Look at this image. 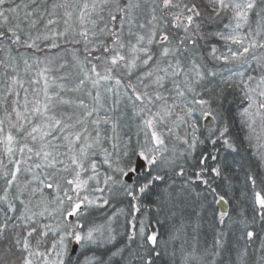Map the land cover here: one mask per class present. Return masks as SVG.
Wrapping results in <instances>:
<instances>
[{
  "label": "snow or ice",
  "instance_id": "snow-or-ice-1",
  "mask_svg": "<svg viewBox=\"0 0 264 264\" xmlns=\"http://www.w3.org/2000/svg\"><path fill=\"white\" fill-rule=\"evenodd\" d=\"M264 4V0H259ZM35 4V0H32ZM203 0H151L150 9L147 13L148 19L145 23L137 25L140 31L133 32L132 25L135 24V13L141 9L140 0H83V3H73L72 0H64L63 3L54 5V8L64 9V24L68 27L64 32L52 31L51 36L33 37L31 32L24 33L21 27V20L28 22L29 27L37 24L36 19H32L37 12V7H31L30 4H24L23 18L20 16V4H15V0H0V53L5 52L7 45L8 55L5 59H0V67L8 69L11 65V49L15 47L17 51L20 48L30 49L33 52H42L40 41H50L46 44V49H56L60 45L58 39L65 38L71 25L69 21L73 19L74 11L78 12L77 19L79 21V30L72 35V43L83 44L84 61L82 66L87 69L84 78L79 79L75 90L79 91L86 85L87 81H91L93 88L97 87L102 81H113L119 86L121 80L115 78L113 73L121 67L125 68L129 74H132L137 68L143 66L144 74L140 77V83L143 85L144 91H139L130 83L128 88L131 91L129 99L133 104L140 106V113H147L148 118L142 115V122L146 130L145 135L149 137L145 146L138 152V160L135 165L124 164L118 165L115 172L119 173V177L113 179L108 176L104 183L107 185L109 181L113 184L118 183L124 194L131 201H138L140 196L150 191L157 182L165 180L164 168L167 166H175V161L162 160L157 157L160 146L164 144L161 133L157 130L156 125L159 122H167L171 120L177 127L185 126V135L183 137L176 134V138L186 145V152L191 155L199 145L210 144L212 150L219 151L217 145H221L225 151L239 152V147L231 137L230 129L226 124L220 123L222 113L225 111V104L229 103L228 95L225 91L217 92L213 86L217 73L212 70H205L204 66L199 63L195 57V50L203 47L201 40L206 38L202 33V24L205 21V7L202 6ZM215 17H220L221 13L231 10L234 13L233 19L236 21L233 34L224 36L222 33H216L221 39L231 41V43L239 45L238 50L233 51L229 48L228 54L217 55V48L211 47L209 53L214 60H222L225 63L239 62L241 67L248 64V55L253 54V58L257 60V67L260 68L262 74L258 80L252 75H247L245 79V71L234 73L238 75L240 80L237 84L243 91V100L247 102V106L243 107L240 115L245 119L248 127L255 130L253 125L256 124V117L264 122V57H256L254 51L257 48L264 49V42H258L255 38L244 43L245 38H241L235 31L242 26L241 22L246 23L249 13L254 11L258 6V0H208ZM31 8V10H29ZM264 13V8L260 9L257 15ZM53 15V13H49ZM212 19V17H208ZM13 21H16L13 23ZM55 19H48L47 25H55ZM90 25V26H89ZM101 25H103L101 27ZM128 29V35L135 37V43L131 39H125V28ZM225 27H228L225 25ZM22 33H24L22 35ZM256 36L260 32L255 33ZM192 51V55L188 53ZM48 57L45 54V60ZM79 62V57L76 58ZM39 61H37L38 63ZM50 62V61H49ZM25 65L31 68L28 60H24ZM63 67V65H61ZM252 68L251 65H248ZM102 69V71H101ZM255 71V69H252ZM49 71L47 67L43 68L38 76L43 80V99H39V92L33 89L34 99L29 101L27 95L24 100V111L18 110L19 92L15 91L17 84L23 88V83L16 76H5L10 83L7 84L5 99L15 96L16 99L11 101V111L6 113V118L11 123L12 116L15 114L17 123L13 125L18 131H24L25 136L33 142L39 141V149L35 151V155L47 161L48 167H55L57 164H64L63 160L57 159L52 152L46 151L51 141L48 139H56V132L66 133L63 139L68 142L69 151L73 154L69 157L71 165L74 166L73 179L67 180L69 189L64 191V198L57 196V202L61 209V215L64 216L65 226L56 230L58 239H52L50 246L41 252L38 249L32 250V240H36V244L41 243L40 238L49 237L53 229L47 225H41L35 219L37 215L44 217L48 212L45 206L39 213L33 211L29 206L31 197L38 191L42 193V189L32 188L28 191L31 181L26 183L18 194L10 199V190L16 184L18 176L21 172V164L23 159H12L14 149L13 144L15 137L9 132L3 141L5 144V153L10 157L11 168L7 165L0 178L5 182V187L0 190V264H33L31 257L39 256L42 264H113L115 257H120L122 264H157L161 257L160 241L158 234L154 231L146 234V229L141 224L137 232L134 217L128 222L130 231L124 233L126 242L123 246L117 247V233H115L111 224L107 227L104 225L88 227L82 223H73L70 218H79L87 206L93 205L96 201L89 199L87 195L81 196L80 189L86 184L87 180L81 178V171L87 172L90 168L93 175L88 179H96L97 164L89 158L88 150L93 147L87 143L88 137L83 136L80 131L67 132L69 128H74V124L66 123L63 119L57 118L52 113L53 100L59 99L60 103L71 104L72 101L64 100L59 93H50L49 80L46 73ZM180 77H183V87L180 85ZM63 79V78H61ZM145 80L148 81L145 83ZM233 77L229 76L222 83H226L231 88ZM166 81H171L175 85L176 96L181 98L180 102L173 98L169 103V98L165 97L161 89L165 88ZM255 81V87L252 83ZM32 84H39V79L30 81ZM62 87V86H61ZM154 89L149 92L148 89ZM112 91V88H108ZM27 89L25 92L27 93ZM92 95V92H88ZM191 96V99H187ZM97 101L100 93L97 91L94 97ZM32 107L29 109V104ZM78 106L84 109L83 117L76 121L77 124L84 125L88 118L92 117L96 109H89L83 99L78 100ZM148 105L157 107L158 110L153 112ZM255 108L253 112L252 109ZM179 109V111H177ZM71 119V117H69ZM39 120V123L34 121ZM207 123V127L202 130L200 121ZM24 121V123H21ZM105 123L108 121L105 120ZM212 122H216L213 124ZM4 121L0 120V125ZM25 123L30 128L25 130ZM94 124H99V120H94ZM115 131V127L113 128ZM169 133L173 132L172 128L168 129ZM0 132L3 128L0 127ZM83 132H87V128H83ZM78 149L72 146L79 144ZM100 132L97 130L96 143H99ZM259 141V137H257ZM264 147V145H261ZM25 148L28 153H33V148L27 145L20 147L17 151L21 157L24 156ZM127 155V153H125ZM51 157V159H49ZM210 153L205 150L201 152L199 157L193 156L196 163L193 165L192 175L197 181L208 187L214 197V203L217 205H226L228 203L225 195L220 194L215 187H212L205 174L211 172L215 176H220L222 169L220 166L207 167V160ZM212 160H217V156H211ZM259 158L264 160V152L259 153ZM28 159H31L29 156ZM87 162V163H86ZM2 163V162H0ZM105 164L111 168V160L105 150ZM37 169L40 164H36ZM196 169H199L198 171ZM64 171H68L65 167ZM163 173V174H162ZM180 176L186 175V170L180 167V171L176 173ZM246 181L251 187V201L258 210L259 220L264 222V176L249 172L246 175ZM98 182V181H97ZM39 185L47 189L54 187L59 190V185L52 181L45 183L40 180ZM74 186V187H72ZM97 192H103L104 189L97 187ZM73 194H69V193ZM27 196V201L23 198ZM19 201V204L16 203ZM65 201L68 208L64 209ZM103 204H108L107 199H103ZM102 206V205H97ZM133 212L139 211L136 203L131 205ZM229 215L227 210L219 213V223L223 224L225 218ZM255 223L249 221L245 216L241 215L239 224L244 228L242 239H245V245L239 249L236 254L237 264H248V245L253 242L258 233L254 230H248L249 224ZM264 226V225H262ZM180 230H186L185 225H181ZM139 237V241H138ZM75 243L80 249L71 247ZM112 245L115 250L109 248ZM135 245V247H133ZM94 246V247H90ZM139 249H143L140 251ZM222 241L217 238L211 248L205 249L203 253H199L197 249H193L183 257L182 264H217V257L221 254ZM261 249H264V242L261 243ZM91 252L92 255H88ZM26 253V255H25ZM99 253V254H97ZM260 264H264V255L260 257Z\"/></svg>",
  "mask_w": 264,
  "mask_h": 264
},
{
  "label": "trees",
  "instance_id": "trees-1",
  "mask_svg": "<svg viewBox=\"0 0 264 264\" xmlns=\"http://www.w3.org/2000/svg\"><path fill=\"white\" fill-rule=\"evenodd\" d=\"M50 3L51 2L47 0L44 2L41 1V3L39 1V3L36 2L35 4L31 5V7L38 8V12L34 16V19L37 18V24L34 27H29L28 22L21 20V27L24 30V33L30 31L31 35H39L41 33L45 34L46 32H48V30H50L48 27H46L48 19H54V16L49 17V13L51 11ZM15 4L21 5L20 16L21 18H23V5L29 4V2L27 0H15ZM203 4H206V0H203ZM261 8H264V4H261L258 0L257 8L249 13L246 26L249 27L250 31L254 34L259 31L261 33V36H264V13L257 15V13L260 12ZM29 10H31V8ZM222 14V22H229L230 19L234 17V13L231 10L223 12ZM222 22L219 23L221 26L223 25ZM13 23H15V21H13ZM24 33H22V35ZM209 39H214L216 41L221 40L219 36L214 37V35ZM71 40L72 39H64V41L58 42V44L60 45L59 48L50 50L46 49L45 47L47 43H50V41L42 42L41 48L45 49V51H42L40 53H45L47 54L48 59L54 60L55 57H58L57 55L59 54L56 53L59 51L63 52L62 50H64L67 54L69 52L75 53V55H77L80 60L81 58L84 59L83 44H75L72 43ZM20 50L27 52L30 51L29 49L26 50L23 48H20L17 51L15 47H12L11 57L20 58ZM45 54L43 57H45ZM7 55L8 50L7 45H5V52L0 53V59H5ZM64 60L70 65H73L75 61L74 59L71 60L70 56L64 57ZM9 63L11 66L8 69L0 67V120L4 121V123L0 125V127L3 128V132H0V141H2L3 139L4 129L10 126V123H8L9 121L6 118V113L11 111V101L13 99H16L15 96H11L5 99L7 84L10 83V80H8L5 76V72H7L8 76H16L17 73L16 69L14 68L13 59L10 60ZM21 72L22 73H20V76H22L23 74V86L24 88L28 87V90H30V81L34 79L33 74H30L31 71H28L26 73L24 71ZM76 84L77 83L72 84L73 89L76 88ZM232 85L233 86L229 88L226 83L223 84L219 80L213 81V86L216 88L217 92L223 90L228 95L229 103L225 104V111H223L222 113V120L220 121V123H224L229 127L231 137L239 147V152L225 151L221 145H217L219 151H214L212 150V146L210 144H205L199 145L192 157H190L186 152L185 147L178 145L176 142L167 141V156L169 158L166 159L167 156L165 155V157L161 159L168 161L169 159H171L170 161H175V166L165 167V180L163 182H157L156 186H154L150 191L140 196V200H138V202L141 206L145 207V211H143V213H140L139 211L137 215H134L131 207L133 201H131L130 198L124 194L122 188L118 183L115 184V188L109 187V194L111 192V195H109L111 198V202L109 204L112 203V207L110 210H114V213L116 215V217H114V220L118 229L120 230L121 228H123V234H121V236L117 238V241L115 242V245L117 247L123 246L126 242V235H124V233L126 232V230L129 231L128 222L133 219V217L135 218V220L137 217H139L140 224L142 221L143 226L146 229V234H150L154 231L158 234L161 257L157 261V264H179L178 260L174 261L172 259V254L174 249H176L177 247L178 249L179 247H183V240L177 242L175 241V239L181 238L180 236L184 235L188 237L191 236L196 243L198 242V247H195V249H197L199 253H203L205 249L211 250L214 241L217 238L221 239L222 249L221 254L216 258L217 264H237V251L243 248L246 242L245 239H242L244 228L241 224H239L241 215H243L250 222L255 219V223L249 224L248 230H254L258 233V237L248 245L247 262L248 264H260V257L264 255V249H261V243L264 242V226H262L264 225V222L259 220L258 210L255 208L251 201V187L250 184L246 181V175L251 172L260 176H264V160H261L259 158V153L264 152V147H261L262 134L260 129L257 127H253L255 129L254 131L250 129L247 123H245V119L240 115L243 107H245L246 102L243 100L242 90L236 84L232 83ZM14 87L15 91L19 92V100L23 99L25 95H27H23V93L26 92H23V89L18 88L17 85ZM27 97H29V94L27 95ZM119 106L121 108L118 107L116 110H114L115 112L113 113V115H115V117L116 114L117 116L122 114L127 107L124 103H121V105ZM30 108L31 106L29 105V109ZM109 115H111V113ZM9 129H11L12 132H18V144L21 143L22 145H26L28 141L30 142L29 138L25 136L24 131H18L14 127H10ZM202 130L204 129L202 128ZM128 131L129 129H127L126 132ZM130 137L131 142H129L130 145L128 148L131 156H134L136 149L134 148V145L132 143L133 135H130ZM257 137H259V141L257 140ZM60 139L61 137H59V139L49 138L52 144L58 143ZM53 146H55V144ZM205 150L210 153V157L217 156V160L215 161L209 157V159L207 160V167L211 168L220 166L222 169L220 176H215L211 172H208L205 174V179H207L211 186L215 187L220 194L225 195L228 201L227 204L229 215L225 218L223 224L219 223L218 217L220 212L217 205L214 203V197L212 193L207 186L197 181L192 175L193 165L196 163V161L193 160V156L198 158L200 153L204 152ZM2 151L3 149L1 146L0 162L2 163H0V176H2V173L4 172L3 166L7 162L5 159L6 156ZM28 157L29 156H23L20 158L24 160V163L21 164L20 175L18 176V180L21 182L19 183L17 180L16 184L10 190V199L14 198L18 194L19 190L22 189L24 185L31 180L28 191L30 192L32 188H41L42 193L38 191L36 194H39L40 197H44L43 200H46L54 206H57V196L63 199L64 191L66 189H69V185L66 181L70 179L67 171H64L63 164H57L53 168V170L59 172V174L57 175V177L50 178V176H45V168L41 167L42 169L39 168L36 170H29L30 167L27 164L34 165L37 157L30 156L31 159H28ZM125 160L126 159H123L122 161L124 162ZM180 167H183L186 170L185 176L176 174L180 171ZM27 170L34 171L36 173L35 175L31 173L30 178V176L26 173ZM196 170L198 171L199 169ZM96 172V180L98 179V182H101V180H103V176H108L106 169H104L103 167L98 166ZM40 180L45 181V183H47L48 181H52L54 184H58L59 190L56 189L55 191V187L53 189H47L42 185H39ZM108 186V184L103 185V196H105L104 194H107ZM4 187L5 182L2 178H0V190H2ZM112 188H114L117 193H112ZM2 194V191H0V195ZM109 196L107 195L108 198ZM23 198L26 201L28 199L27 196ZM16 203L19 204V201H16ZM64 205H68L66 201ZM104 210L106 209L99 208V211L101 212ZM96 215V211L92 210L89 213H86V215L82 216L81 222L82 224H84L85 228L88 226V223L92 222L96 218ZM49 216L51 217V213L49 214V212H46L44 217H40L39 215H37L35 219L38 220L41 225H43L45 224V218ZM181 225H185L186 230H180L178 232L177 230L181 229ZM51 236L52 234L50 233L49 237L40 238L41 243L39 245L36 244L35 239L32 240V250H45L44 247L47 246L48 243H50V241L53 239L51 238ZM108 247L112 248V250H115L112 245H108ZM133 247H135V245H133ZM139 250L143 251V249ZM88 255H92V253L89 252ZM182 256H180L179 259H182ZM113 264H122L120 257H115L113 259Z\"/></svg>",
  "mask_w": 264,
  "mask_h": 264
},
{
  "label": "rangeland",
  "instance_id": "rangeland-1",
  "mask_svg": "<svg viewBox=\"0 0 264 264\" xmlns=\"http://www.w3.org/2000/svg\"><path fill=\"white\" fill-rule=\"evenodd\" d=\"M27 1L29 2L30 5H33L32 0H27ZM39 1L41 3V1L44 2L47 0H35V3L36 2L39 3ZM49 2H51L50 3V5H51L50 6L51 7L50 13H53V15H51V16L49 15V17L54 16V19L57 21V23L55 25L48 26V28L50 30H48V32H46L45 34L41 33L39 35H37V34L32 35L33 37H36V36L44 37L46 35L51 36L52 31L64 32L65 28L68 27L64 24V19H65L64 9L54 8V5L61 4L64 2V0H49ZM72 2L79 4V3H83V0H72ZM140 3L142 5V7H141V9L137 10V12L135 13V17H134L135 18V24L132 25L133 32L140 31L138 29L137 25L140 23H145L146 20L148 19L147 13L150 9L151 0H140ZM202 6L205 7V21L202 24V33L205 36L206 41L201 40L200 44L203 45V47L192 50L195 52V57L199 61V63L204 66V69L206 71L212 70V71H215L217 73V76H216L214 81L219 80L220 82H222V81L226 80L229 76H232L233 77L232 83L237 85L240 78L238 75H233V74L238 73L240 71H245V79L247 78V75H252L255 78V80H258L260 75L262 74V72H261L260 68L257 67V60L253 58V54L248 55V58H247L248 64H245L243 67H241V64L239 62L232 61V62L225 63L222 60H214L212 58V56L209 53V49L213 46L216 47L218 50L217 55H220L222 53L228 54L229 48H231L233 51L238 50L240 48L239 45L233 44V43H231V41H226L224 39L223 40L221 39L218 41H216L214 39H209L213 35H214V37H217V35H215L216 33H222L224 36L233 34V30L235 29L236 21L232 18V19H230L229 22H225V21H224L225 23L222 22V20H223V18L221 17V16H223L222 13H221L220 17H218V18L215 17L211 6L208 4V0H206V4H202ZM206 7H207V9H206ZM77 15H78V12L74 11L73 19L69 21V24L71 25V27L69 28V31L67 33L66 38L58 39L57 43L64 41V39H72V35L74 34V32L79 30V21L77 19ZM208 17H212V19H208ZM32 19H34V17H32ZM36 20H37V18H36ZM220 22H222V24H223L222 26L219 24ZM247 22H248V20H247ZM247 22L246 23L241 22L242 23L241 28L235 30L240 35L241 38H245L244 39L245 45H247L248 41L251 40L252 38H255L258 42H264V36H261V33L259 36H256L253 32H251L249 27L246 26ZM46 25H47V23H46ZM203 25H205V26H203ZM225 25H227L228 27H225ZM125 39L126 40L131 39L132 42L135 43V37L128 35L127 27L125 28ZM42 42H49V41L41 40L40 44ZM62 51L63 52L59 51L56 53V54H58V53L59 54L57 55L58 57H55L54 60L47 59V61L45 60V57H43L45 53L33 52V50H30L28 52L23 51V50L19 51L21 53L20 58H14L13 59L14 68L16 69V72H17L16 73L17 79L23 83V74H22V76H20L21 75L20 73H22L21 71H24L25 73L28 71H31L30 74H33V78L40 80L39 84H32L31 83L30 84V90H28V87H25V88H27L28 93H23V95L29 94V97H27V99L29 101H32L34 99L33 89H37L39 92L38 98L41 100L43 99L42 89H43L44 82L42 79H40V77L38 76V73L43 68L47 67L49 69V71L46 73V75H47L48 80H49L50 93H59V96L62 97L64 100L72 101L71 104H64V103H60L59 99H54L53 100L52 113L55 114L57 116V118L63 119L66 123L75 125L74 128H69L67 130V132L80 131L83 133V136L88 137L87 143H90L93 145V147L88 150L89 158L96 162L97 167L100 166V167H103L104 169H106L108 176H112L113 179H116L119 177V173L115 172V169L117 168V166L118 165L123 166L124 164L135 165L136 157H137L136 153H138L145 146L147 140L149 139V137H146L145 132L148 131L149 136H150L151 130H146L144 128V125L142 122V115L144 118H148L147 113L141 114L140 113V106L138 104L134 105L132 100L129 99V97L131 96V91L128 88V85L130 83L132 86L136 87L139 91H144L143 85L140 83V77L143 76L145 68L143 66H141V67L137 68L132 74H129L128 71L123 67L118 69L116 72L113 73V76L115 78H119L121 80V84L119 86L115 85L114 80H113L110 82L109 81H102L97 87L93 88L91 81H87L86 85L83 86L79 91L70 90V89H73L72 84L78 83L79 79L84 78V74L87 71V69L82 66L81 62L84 61L83 58H81V60L79 59V62H78L76 59L77 55H75V53L69 52L68 53L69 55H68L67 53H65L64 50H62ZM192 51H190L188 53L189 56L192 55ZM254 55L256 57H264V49H260V48L255 49ZM66 56H70L71 60H73V59L75 60L74 63L71 61L73 63V65L72 64L70 65L68 62H65L64 57H66ZM25 59L28 60L29 65H32L31 68H28L25 65V63H24ZM63 60H64V62H63ZM37 61H39V62L37 63ZM61 65H63V67H61ZM248 65H251L252 68H249ZM252 69H255V71H253ZM101 71H102V69H101ZM18 73H19V75H18ZM61 78H63V79H61ZM179 79H180V85H181V87H183V77H180ZM76 80H77V82H76ZM147 82L148 81L145 80V83H147ZM165 84H166L165 88L160 90L162 92V94L165 97L169 98V103H171L173 98L177 101V103H179L181 98L176 96L175 85L171 81H166ZM223 84H225V83H223ZM17 86H18V88L23 89V92H25L24 86H23V88H21L19 86V84H17ZM110 87L112 88V91L107 90ZM252 87H255V81L252 83ZM17 90H19V89H17ZM97 91L100 93V98L98 101L94 98ZM148 91L151 93L154 91V89L149 88ZM88 92H92V95H88ZM79 99H83L85 101V103L88 105L89 109H93V108L96 109V112H94L93 116L88 118L86 123L83 126L76 123V121L78 119L83 117V112H84V109H82L78 106L77 102ZM187 99H191V96H188ZM24 100H25V97L23 99L19 100L18 110L21 112L24 111V108H23ZM121 103L126 104L127 107L125 108L123 113L120 114L119 116H117V114H116V117H117L116 118L115 115H113V113L115 112L114 110H116L118 107L121 108L119 106V105H121ZM29 105L32 107L31 103ZM246 106H247V102L245 103V107ZM148 107L151 108L153 112L158 110L157 107H153L152 105H148ZM126 110L128 111V113ZM177 111H179V109H177ZM252 111L254 112L255 108H253ZM108 113L109 114L111 113V115H109ZM69 117H71V119H69ZM12 120L13 121H11V123L8 122V123H10V126H8L7 128L4 129L2 141L5 139L6 135L9 132H11V134L15 137V142L13 144L14 153H13L12 159H20L21 155L17 151V149L20 147H23L25 145H22L21 143L18 144V139H17L18 132H14V131L12 132V130L9 129L10 127H13V125L17 123L16 118H15V114H13ZM94 120H99L100 123L94 124L93 123ZM105 120H107L108 122L105 123L104 122ZM34 122L39 123L40 121L36 120ZM21 123H24V121H21ZM212 123L215 124L216 122H212ZM222 124H224V123H222ZM200 125H201V128H203V129H205L207 127V123L203 120L200 121ZM84 127L87 128V132H83ZM114 127H115V131L113 130ZM156 127H157V130L161 133L162 138L164 139V144L160 146L161 150L156 153L158 158L161 159V158H164L165 155L167 156V151H168L167 145H168L169 141L176 142L178 145L186 148V145H184L181 142V140H178L176 138V134H178L181 137H183L185 135V126L180 125L179 127H177L175 124L172 123L171 120H168L166 123L165 122H159L156 125ZM253 127H257L260 129L261 134H262V136H261L262 145H264V122H262L259 117H256V124L253 125ZM29 128H30V125L25 123V129L27 130ZM126 128L129 129L128 132H126L127 131ZM169 128L173 129L172 133H169V131H168ZM97 130H99V132H100V137H99L100 142L99 143L95 142ZM15 131H17V130H15ZM64 134H66V133L56 132L55 133V135L57 137L56 139H59V137H61L60 141H58V143H53V144L51 143L50 146L45 150L52 152L53 156H55L59 160L64 161L63 168H65V167L68 168L67 173L69 175V179L71 180V179H73V175H74V172H73L74 166L71 165V161H70L69 157L73 153L71 151H69L68 142L63 139ZM130 135H133L132 143L134 145V148L136 149L134 156H131V154L129 152V148H128L130 145L129 142H131L130 141L131 140ZM83 136H82L81 142L79 144L72 146L73 148L78 149L80 144L85 142L83 140ZM49 138H51V137H49ZM29 140H30V142L28 141L26 145L28 147H32L34 151H33V153H28L27 148H25L24 156L25 157L26 156L37 157L35 155V151L37 149H39L40 143H39V141L33 142L30 138H29ZM54 144H55V146H53ZM1 146L3 149L2 152H4V155L6 156L5 159L7 162L5 163V165H7L8 168H11L12 164L10 163V157L4 151L5 144L1 143L0 149H1ZM121 146H122V148H121ZM57 149H59L60 151ZM105 150L108 154V157L111 160V164H112L111 168L108 166V164L104 163ZM125 153H127V155H125ZM193 154L194 153H192L189 156L192 157ZM168 158L169 157L167 156L166 159H168ZM49 159H51V157ZM123 159H126V160L123 162L122 161ZM170 160L171 159H169V161ZM47 163H48L47 161L43 160L42 158L37 157L35 162H34V165H31V164H27V165L30 167L29 170H32V169L36 170L37 168L35 167V165L40 164V168L41 167L45 168V172H46L45 176H50V178L57 177L59 172L53 170V167L46 166ZM5 170L6 169L4 168V171ZM26 173L31 178V173H33L35 175L36 172L27 170ZM91 175H93V173L91 172L90 168L86 173L81 171V178L84 180H87V184L82 189H80L79 191H80L81 196L87 195L89 197V199L96 201V203H94L93 205L87 206L79 218H70V219H72L73 223H76V222L82 223L81 222L82 216L86 215V213H89L92 210H95L97 213L96 218L92 222L88 223V226L85 228V230L88 227H95V226H100V225H104L105 227H107L108 224L110 223L112 228L114 229L115 233L118 234L117 238H119L121 236V234H123V228H121L119 230L118 227L116 226L115 220H114L115 219L114 217H116V215L114 213V210H110L112 207V203L109 204L111 202V200H110L111 198L109 196V195H111V192L109 194V187L115 188V184H113L111 181H109L108 192H107V194H104L105 196H103L104 191L103 192H97L95 189L97 187L103 189L104 188L103 185H105L104 181L108 176H106V177L103 176L102 177L103 180H101V182H97L98 179L97 180L95 179V182H94V179H91V180L88 179V177ZM96 175H97V172H96ZM119 178L122 179V177H119ZM18 182L20 183L21 181L18 180ZM72 187H74V186H72ZM69 188H70V186H69ZM114 188H112V193H117V191ZM55 191H56V188H55ZM69 194H73V193L70 192ZM107 195L109 196V198L107 197ZM43 199H44V197H40L39 194H35L34 196L31 197L30 207L32 210H35V212H37V213L42 211L45 206L48 208V212H49V214L51 213V217L49 216V217L45 218L46 219L45 224L49 225L53 229V232H51L53 237L51 236V238L58 239V236L56 235V230L62 229L65 226L64 216L61 215V209H60L58 202H57L58 205L54 206L50 202H47L46 200H43ZM103 199H107L108 204L104 205ZM139 200H140V198H139ZM133 203L137 204L140 213H143V211H145V207L141 206L138 201H133ZM98 204L102 205V206H97ZM63 208L67 209L68 205L67 206L63 205ZM99 208H104L106 210L101 212V211H99ZM139 211L134 212V215H137V213ZM219 212H220V210H219ZM132 220L133 219H131L130 221H132ZM134 220H135V218H134ZM134 223H136V229L138 232L139 227L141 226V224H143V222L141 221V224H140L139 217H137L136 220L134 221ZM129 231H130V229H129ZM180 237L181 238L175 239V241L180 242L181 240H183L182 241L183 247H181V248L179 247V249L177 247L176 249H174L173 254H172V259L174 261L178 260L179 264L182 263L184 255L186 256L195 247L196 248L198 247V242L196 243L192 239L191 236L188 237V236L184 235V236H180ZM50 243H51V241H50ZM50 243H48V245L44 247L45 250H46V248H48L50 246ZM74 244L75 243L73 242L71 247ZM90 247H93V246H90ZM45 250L40 249L39 251L43 252ZM79 251H80V249L77 246V252H79ZM180 256H182V259H179ZM31 259L33 260V264H42L41 258L39 256H33V257H31Z\"/></svg>",
  "mask_w": 264,
  "mask_h": 264
},
{
  "label": "water",
  "instance_id": "water-1",
  "mask_svg": "<svg viewBox=\"0 0 264 264\" xmlns=\"http://www.w3.org/2000/svg\"><path fill=\"white\" fill-rule=\"evenodd\" d=\"M137 160H138V156L136 157V162H137ZM136 162H135V164H136ZM217 207L219 208L220 211H222V210H227L228 211V204H226V205H217ZM72 247L77 248V246L75 244Z\"/></svg>",
  "mask_w": 264,
  "mask_h": 264
}]
</instances>
